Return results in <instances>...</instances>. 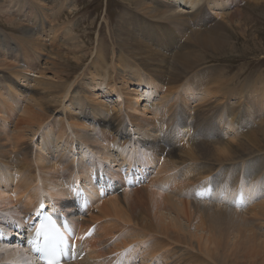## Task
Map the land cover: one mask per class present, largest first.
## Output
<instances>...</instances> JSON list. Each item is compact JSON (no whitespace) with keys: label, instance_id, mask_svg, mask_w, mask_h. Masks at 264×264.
Returning <instances> with one entry per match:
<instances>
[{"label":"rangeland","instance_id":"374dc122","mask_svg":"<svg viewBox=\"0 0 264 264\" xmlns=\"http://www.w3.org/2000/svg\"><path fill=\"white\" fill-rule=\"evenodd\" d=\"M20 1L19 3V0H0V112L9 116L3 119L0 117V234H3L0 244L8 243L9 238H4V235L8 234L12 239L20 237L19 229H26L29 225H23L24 222H21V225L14 223V221L19 223L20 220L23 221L30 215L26 214L28 212L21 205L31 190L30 188L25 193V186L35 181L39 191L42 192L44 189L48 192L46 188L49 187L44 183L42 176L32 178L33 175H29L27 179V174L22 173L24 166H33V168L35 166L40 171L44 165L48 170L55 164V170L49 171L55 173L54 177H59L58 185L61 184L62 189H68L78 167L82 174H88L89 177V173L99 167L95 165L99 161L104 172H99L97 176L99 175L101 180L105 179L111 188H108V193H106L105 187L101 184L99 186L103 191L101 195L98 186L94 184L98 193L93 195V198L110 200L117 196L122 201L124 195L127 194L128 197L138 199V202L139 199L146 202L144 210L148 211L150 220L152 217L151 221L156 223L154 229L157 227L158 219H154L151 211L153 208L147 198L148 189L156 190L157 184L166 177L171 179L186 171L188 175L191 169L205 166L206 169L208 166L216 168V171L210 175L216 180L214 188H219L220 191L227 189L226 193L220 192L217 196L211 191L209 197L198 198L199 192L206 193L209 189L212 182L210 180V183L204 182L200 187L197 185L198 187L191 193V197L196 200L191 199L199 206L211 203L214 208L215 204H220L228 209V214L232 215L231 221H228L231 225L229 226L230 235H226V238L233 240L231 237L233 234V237L238 236L242 243L230 249L224 247L228 254H234L230 258V264H263L264 249L256 248L255 244H248L246 240L253 239L256 235L258 241L264 242V207L261 206V203H264V191H254L251 197L253 200L245 202L240 208L236 206L237 197L241 196L242 185L239 181L241 180L242 163L253 156H244L242 157L244 160L239 158L242 163L239 159H229L230 162L221 165L212 158L202 159L197 152L200 144L204 146L212 143L214 145L219 139L222 140L221 137H224L217 117L223 109H228L234 113L233 115L239 114L250 122L248 126L247 124L237 126L236 131H248L247 136L245 134L246 137L253 136L260 144L262 138L264 143L262 135L264 133V0H233V3H227L228 0H209L213 9H207L205 1L201 4L202 9H207L204 13L211 20L209 26L217 27L219 32L225 33L219 40V45L224 43L225 47L200 43L195 35L197 29L193 31L195 33L191 31L193 34L188 32L190 37L188 34L185 35L184 29L175 31L173 26L162 25L164 21L158 20L159 15L153 17L142 12V15L136 18L138 15L134 13L136 6L122 3L120 0ZM148 5L150 6L151 2H148ZM224 5H229V7L225 10ZM60 7L63 8L60 9ZM186 11L185 16L193 15L190 10ZM201 18L196 22L199 27L202 24ZM132 21L139 24L149 23L153 31L148 36L157 41L154 43L140 37L133 44L134 40L131 39L132 42L127 40L128 38L124 36L126 32L123 31L121 25L127 22V29L133 32L130 25ZM220 24L221 28L218 26ZM185 27V24H182L178 28ZM27 28L35 35H27ZM119 35H122L123 40ZM158 36L160 39H157ZM144 46L147 47L144 48ZM170 46L173 51L170 50ZM182 47H185L183 54H178ZM127 48L145 58L148 64L144 60H133ZM212 48L213 50L216 48L215 53L212 52ZM99 50H101V56L98 54ZM152 50L160 55L163 54L161 59L168 57L170 62L172 56L180 55L181 67L192 70L176 78L177 83L174 85L171 83L174 79L170 74L157 73L154 70L155 66L151 65L152 55L150 56ZM170 51H172L171 55ZM198 74H203L206 86L203 85V79L194 81ZM39 80L40 82L50 81L55 87L42 89ZM60 85L62 87H58ZM149 87L156 88L149 91ZM212 87L216 89L211 91L212 94L206 95ZM253 88L257 92L255 91L252 96H246V93L249 94ZM51 89L52 91H49ZM187 89H191L192 95L186 96ZM150 92L153 93L149 95V98L147 93ZM217 94L219 95L216 96ZM34 100L38 101L37 106L32 104ZM146 102L149 107H152L146 109ZM8 103L13 106L12 111H8ZM251 104L258 105V107L254 109V114L250 115L245 106L249 107ZM27 109L35 113L43 110L40 115L48 118L40 126L38 124L42 121L35 123L37 127L34 136L21 134V137H25L23 140L18 138L20 134L15 132L14 123ZM111 121L116 122L119 128L113 127ZM208 127L211 132H208ZM253 131L256 132L254 135L251 133ZM141 133L148 134L150 137H145ZM168 134L175 136L174 145L177 147L178 154H181L179 150H188L189 147L192 149L195 145V149L193 148L195 155L192 151L191 158H185L184 155H179L180 158H178L174 155L175 160L173 161L179 164L178 170L164 175L161 171H157L163 166V159L167 157V152H162L164 148L162 141L166 140L164 137H168ZM241 137L242 135L240 138L237 136L234 144L248 140L247 138L243 141L244 137ZM60 138H63L69 145L64 147L62 143L60 151L56 152L55 145L59 143ZM207 140L208 143L205 142ZM103 146L107 151L105 157L97 151ZM126 150L131 155L139 156V163L142 167H136L135 164L118 157V154ZM39 155L43 157L44 162L39 161ZM261 155L264 156V152L261 151ZM237 160L238 164L235 162ZM138 167L143 174L135 176L133 172H136ZM232 168H236L237 173L223 175ZM18 172L26 176L22 184L19 180H12L13 177L18 176L16 174ZM93 173L92 175H95L96 171ZM246 174L247 171L242 173V175ZM129 177L133 178L131 185L127 182ZM254 177L253 179L257 180L255 186H259L260 181L264 182L263 167ZM9 178L11 181L7 183ZM5 179L7 180L4 181ZM171 181V186H173V179ZM185 182L183 181L184 184ZM20 187L22 190L19 189ZM69 189L72 190V188ZM67 201L70 210L61 207L57 201L54 203V200H51L50 205L47 204V206L55 205L60 208L58 210L68 214L75 225L83 212L84 219L91 221L88 224L93 223L91 218H96L98 214L92 211L90 204L87 203L88 208L84 210L81 202L74 204L68 197ZM95 201L92 200V203ZM140 209L143 207L137 211ZM253 214L259 216L255 217ZM135 215L138 214L135 213ZM110 222H112L111 219H101L97 224H93L96 226L94 235H97V242L102 248L101 253L110 257L120 256V262L123 258L122 263L124 264L129 260L131 262L129 261L128 264H174L183 255V250L189 252V256L194 252L195 260L198 261L199 258V261L202 260L206 262L205 264L226 262L222 255L211 259L203 254L202 256L197 254L198 251L195 248V250L192 249L197 248L196 241L191 240L187 232L180 233L177 239L178 245L167 243L169 248L164 252L159 250V245H157L155 249L158 252H150L149 250L152 249L150 247L154 243L162 242L156 240L155 237L161 240L168 239L156 231L158 236H150L141 241L138 237H131L129 233H125L126 229L118 231V223L110 224ZM131 227L132 225L129 228ZM127 231L131 232L133 229ZM194 232L193 229L191 233ZM134 234L138 233L134 232ZM169 234L172 239L176 237L172 233ZM22 240L25 241V238ZM145 243H148L147 250H144ZM173 247L177 249L169 251ZM82 250L83 247H80L78 255ZM221 252L225 253L224 250ZM174 254L179 255H176L175 260L172 259ZM163 258L168 259H165L167 262L164 263ZM11 264L28 263L21 261Z\"/></svg>","mask_w":264,"mask_h":264},{"label":"bare ground","instance_id":"6f19581e","mask_svg":"<svg viewBox=\"0 0 264 264\" xmlns=\"http://www.w3.org/2000/svg\"><path fill=\"white\" fill-rule=\"evenodd\" d=\"M120 1L122 3H127L130 5L136 6L135 11H134V13L138 14L136 18L140 17V15H142L141 14L142 12L147 13L153 17H156L159 15L160 19H158V20L164 21L162 25L173 26L175 31L184 29L183 32L185 33V35H187V34L189 35V33H188L189 31L193 32L194 29H197L195 35L197 38H199L200 43H205V45L211 44L214 47H221V46L225 47V46H223L224 45L223 42H222L223 45L222 44H221V46L219 45L220 44L219 40L221 38V35L224 36L225 33L222 34V32H223L222 30H221L222 32H219L220 30H218L219 28L217 29V27H215V28L210 27L209 21H211V20H210V18H207L205 16L206 14L204 13V11L207 12V9H213V5L210 3L209 0H120ZM204 1L206 2L207 9H205V8L202 9V7H201L202 6L201 4L204 3ZM20 2L21 1L19 0V3ZM148 2H151L150 6L148 5ZM229 2L233 3V0H228L227 3H229ZM228 7H229V5L223 6L224 9L228 8ZM62 8L63 7H60V9H62ZM224 9H220V10L222 11ZM186 10H190L193 15H190V16L186 15L185 16L184 14L187 12ZM200 17H202L201 18L202 24L200 23L201 26L199 27L196 25L197 24L196 22L200 21ZM193 22H194V25H192ZM182 24H185L186 29L185 28H178V27L182 26ZM127 25H128L127 22H124L121 25L123 31L126 32V34L124 36H126L128 38L127 40H130V41H131V39L134 40L133 44H135V41L139 40L140 37H143L141 39H149L154 43L157 41L156 39H151L149 37L153 31V28L149 23L139 24L136 21H132L130 25H131V28H133L134 33L131 30L127 29ZM218 26L220 27L221 24ZM186 30H187V32H186ZM135 32H137V34ZM193 33H195V32H193ZM26 34L29 36L35 35L34 32L32 30H30L29 28H27ZM195 35H193V36H195ZM119 37L123 40L122 35H119ZM74 38H76V37H74ZM157 39H160L159 36L157 37ZM222 40H223V38H222ZM145 47H147V46H144V48ZM171 47L172 46H170V50H172ZM194 48H196V46H194ZM184 49H185V47L180 48V51L178 54H183L182 52L184 51ZM209 49H210V47H209ZM215 49L216 48H214V50H213V48H212V52L215 53L216 52ZM127 50L131 53L130 56L133 60H135V61L144 60L145 62L147 61L142 56H138L133 51L129 50V48H127ZM172 51H170V55L172 54ZM152 52H156V51L152 50L151 53ZM151 53H150V56L152 55L151 59L153 60L152 62L154 63V64L151 63V65L155 66L154 70L157 73L166 72V73L170 74V76H172L174 79L171 81V83H173V84L177 83L176 78H180V75L185 74L188 71L192 70V69H188L187 67H183V68L181 67L182 65L180 63V59H181L180 55L178 57H177V55H174V57L172 56L171 62H170V59L169 60L167 59L168 57L161 59L163 54L160 55L158 52L152 53V54ZM98 54H99V56H101V50L98 51ZM113 55H115V54L113 53ZM183 58H184V56H183ZM165 59H167V60H165ZM189 61H190V59H189ZM52 63H54V61ZM52 63L50 62V64H52ZM43 74H44V72H43ZM43 74H41V75H43ZM202 75L203 74H198L197 79H194V81L196 82V81H199L200 79H203V85L206 86L205 82H204L205 78H203ZM40 80H39V83H41V85H42L41 88L43 87L42 89H44V87H45L47 90V88H54L55 87L54 83L52 84V83H50V81L49 82L48 81L47 82L46 81L40 82ZM55 85H56V83H55ZM62 85H60L58 87H62ZM147 85H148V82H147ZM148 86H150V85H148ZM223 87H224V85H223ZM68 88L69 87H67V89ZM154 88H156V87H154ZM154 88L149 87V91L153 90ZM207 89L209 90V88H207ZM213 89H216V88L212 87V89L210 91L206 92V95L212 94L211 91H214ZM253 89L249 91V94L246 93V96H248V95L252 96L256 91L255 88H253ZM263 89H264V87H263ZM49 91H52V89ZM43 93H44V90H43ZM152 93L153 92H150L149 94L147 93V96L150 98ZM216 93H218V92H216ZM213 94H214V92H213ZM242 94H244V92H242ZM190 95H192V91H191V89H187L186 90V96H190ZM218 95L219 94H217L216 96H218ZM250 96H249V98H250ZM162 98H163V96H162ZM183 99L186 100L185 98H183ZM36 102H38V101L34 100L32 102V104H36ZM32 104H31V107H32ZM145 104H147V105H145L146 109H149L150 107H152V106L149 107L147 102ZM7 105L9 108L8 111H12L13 106L9 103ZM37 105L38 104H36V106ZM155 106H156V104H155ZM257 107H258V105L253 106L251 104V105H249V107L245 106V109L251 115L252 113L254 114V109L255 108L257 109ZM32 108H31V110H32ZM41 112H43V110H41ZM41 112H38V113L37 112L35 113L32 111L30 112L28 109L24 110L22 112L21 117L14 123L15 132L20 134V137H18L19 139H23V140L25 139V137H21V134H25L24 136H26V134H30L31 136H34L36 134V127H37L35 125V123L38 121H42L41 123L38 124V126H40V125H42V123L46 122V120H47L46 118H48V117H43V115H40ZM42 114H44V113H42ZM233 114L234 113H231L228 109L227 110L223 109V112H219V115H217L218 125L219 126L221 125L224 137H221L222 140L219 139L220 137H217L219 139V141L216 143L213 142L214 145H212V143H210L209 145H212L211 147H209V145H207V144L204 146L202 144H200V146L198 145L199 147L197 146L198 147L197 153L200 156H202V159L205 157L207 159L212 158L213 160H215L216 162H218L221 165H223L224 163L230 162L229 159L234 160V159L242 158L244 156H246V157L247 156L248 157L253 156L250 159L246 160L244 163H242L241 159H239L242 163V172H240L241 180L239 181L242 185L241 197L243 198L244 203H245L247 201L253 200V198H251V197H252V193L254 191H261V192L264 191V182H261L260 181L261 179H260L259 180L260 185L255 186V185H257V182H256L257 180L253 179V178H255L254 176H257L258 170H260L262 167L264 169V156L261 155V151L264 152V143L262 142V138L260 139V142H261V144H260L259 142H257V140L255 138H253V136H249L250 134H248L249 137H246L247 136L246 132H248V131H246V132L239 131V130L236 131L235 129L238 128L237 126H239L241 124L243 126H244V124L245 125L247 124L246 126H248V125H250V122H247L246 121L247 118H244V117L240 116L239 114H236V113H235V115H233ZM158 115H160V114H158ZM0 117H1V119L6 118V117L9 118L8 114L6 116V114H4L2 112H0ZM115 118H118V116H115ZM110 123L113 127H116L117 129L119 128L117 126L116 122L111 121ZM209 129H210V127H208V129H207L208 132H211V130H209ZM263 131H264V128H263ZM258 132H260V130ZM251 133L254 135L256 132L254 133V131H253ZM141 134L145 137H150L148 134H144V133H141ZM245 134H246V136H245ZM240 135H242L241 138H243L244 136L246 137V138L244 137L243 141H245V139H247V138H248V140L245 142H241L237 145L234 144V140L236 139L237 136L240 138ZM257 135H259V134H257ZM262 135L264 138V133ZM164 138L166 140L162 141V143L164 145L162 152H167V157L163 159L164 164L162 167L158 168L157 172L161 171L162 174L165 175V174L169 173L170 171L175 172L178 170L177 167L179 164H177L176 162L173 161V160H175L174 157L178 156V158H180L179 155H181V156L184 155L185 158H191L192 155L190 153L193 152V154H194L193 148L195 147V145L192 146L193 147L192 149H190V147H189L190 151H189V149L188 150L184 149L185 151L179 150L181 152V154H178L177 153L178 151H176L177 147L174 145V142L176 141L175 136L172 137V134H168V137H164ZM224 138H225V140H224ZM58 141H59V143L55 145L56 152L60 151L62 143H64V147H67L69 145V143L66 142L63 138H60ZM205 142L208 143V140ZM234 145L236 147H234ZM205 146H207V147L205 148ZM100 148L101 149L97 150L98 153H100V155L102 157H105L106 153H107L106 148L104 146L100 147ZM19 149H21V148H19ZM40 149H41L40 151L43 152V149L42 148H40ZM173 151H175L174 154H173ZM256 152H258V153H256ZM257 154H259V155H257ZM254 155H257V157H254ZM118 157L125 160L126 162L129 161L130 163L135 164L136 167L137 166L142 167V164L139 163V160H140L139 156L137 154L131 155L128 150L124 151L123 153L118 154ZM196 157H197V155H196ZM38 159L40 162L45 161L41 155L38 156ZM242 160H244V159L242 158ZM191 161H193V160H191ZM181 162H182V160H181ZM235 162L239 163L238 160ZM38 165L41 166V164H38ZM95 165L96 166L98 165L99 167L97 169H100V170L97 171V169L95 168L93 171H91L89 173V177H88V174H86V175L82 174L79 167L77 168L78 170L75 174V177H72L73 182L70 183V185H74L75 183L77 184L76 187L79 190H77L75 192V195H74V193L71 192L72 190L69 189V188H72V186H70L68 189L67 188L62 189L61 184L58 185L59 177H54L53 174H55V173L52 171H49V170H55V168H56L55 164H53L48 170L44 165L43 167L40 168V171L35 166H34V168H33V166H24L23 167L24 170L22 173L27 174V179L29 178V175H33L32 178H35L37 176H42L44 179V183L46 184L47 187L50 188V189L46 188L48 190V192H45L44 189L41 192L37 189V182H35V181L33 183H28L25 186V193L27 191H29L31 188V190L29 191L30 194H28V197L25 199V201H23L21 203V205L25 209V211L28 212L26 214L28 215L29 213H32L36 209H38L39 202L43 201V200L45 201L46 206H47V204L50 205L51 200H54V203H56V201H57L61 207L66 208V210H70V206H69V203L67 201V197L74 204L79 203L84 199L86 203L91 205V207L93 208L92 211H96V213L98 214L96 218H91L93 223L88 224L91 221H90V219L89 220L84 219V212L81 213L79 218H78V222H77L78 225H77V223L75 225L72 222V219L68 214L63 213V215H65L68 218V220L74 224V227L76 228L77 233L79 234L78 235L79 239L82 238L83 234L87 231V229L90 226H92L95 223L97 224L98 220L100 221L101 219H105V220L111 219L112 222H110V224L118 223V226H117V228H119L118 231H121V229H126V230H124L125 233L126 232L129 233L131 235V237L132 236L138 237L139 240H141V241L146 240L150 236H152V237L158 236L156 231H159L160 232L159 234L163 235L166 239H168V240L170 239L169 240L170 242H169L168 240H161L158 237H155L156 240L158 239L159 242L160 241H162V242L154 243V245H152V247H150V248H152L149 250L150 252H158L155 249V247H157V245H159V250H161L163 252L165 251V249L169 248V246L166 245L167 243L168 244L170 243L171 245L172 244L178 245L179 242L177 241V239H179L180 233L187 232L190 235V239L193 241H196L195 245L197 246V248L193 247L192 249L193 250L196 249L198 251L197 254H199V255L203 254L204 256L209 257L211 259L214 258V256L222 255L224 257V259L226 260V262L224 264H228V263L230 264V262H231L230 258H231V256H234V254L233 253L228 254V251H226L224 247H226V249H230V248H234L238 244L242 243V241L240 239H238V236L233 237V234L231 235L233 240L232 239L227 240V238H226V235H230L229 234V232H230L229 226H231V225L228 224V223H230L228 221H231L232 215L228 214V212H227L228 209L226 207L221 206L220 204H215L216 206L214 208H212L213 205L211 203H205L204 205L202 204L203 206H199V205H197V203H195L193 201L196 199L191 197V193L193 192L194 189H196V187H198V186L200 187L204 182L210 183V180L212 182H211L209 189H211L213 193H215L217 196L220 195V192L226 193L227 189L223 188L224 190L220 191L219 188H214V183H216V180L211 178L210 175H211V173L213 174L216 171V168L213 169V168H209L208 166L206 169H205L206 166L205 167H197V168L189 170L188 175L186 174V172H187L186 171L181 175L174 176V178H171V179H173V183H174L173 186H171V184H172L171 179L169 177H166L161 183L157 184L158 188L156 190H149L148 189L147 198L149 200V204H150L151 208H153L151 211L153 213L154 219H156V220L158 219L157 227L154 229L153 227L155 226L156 223L154 224L153 221H151L152 217L150 220V216L147 213L148 211L146 212V210H144L146 202H143L140 199L138 202V199L136 200V199H133V197H128L127 194L124 195V197H123L124 200H122V201L120 200L121 198L117 197V196L115 198L113 197L110 200H104V199L100 200L99 198H97V199L93 198V195L98 193L97 187L94 184H96L97 186H100L101 184H103V186L105 187L106 193H108V188H111L105 179L101 180L98 177L99 175L97 176V174L99 172H102V173L104 172L102 164L99 161H97ZM96 166L92 165V167H96ZM139 167H138V170L136 172H133L135 176H138L139 174L140 175L143 174L142 170L139 169ZM188 168H189V166H188ZM237 169H238V167H237ZM94 171H96V174L92 175V174H94L93 173ZM237 171L238 170H236V168H232L231 171L228 170L223 175H225V176L226 175L228 176L229 174L232 175V174L237 173ZM244 171H247L246 175H242V173ZM20 173L19 172L16 173L18 176L16 178L13 177L12 180H19V183L22 184L25 181L26 176L20 175ZM158 177H160V174H158ZM162 178H164V177H162ZM6 180L7 179H5L4 181H6ZM10 181H11V179L9 178L7 183ZM111 181H112V179H111ZM183 181H186L185 184L183 183ZM249 181H251V183ZM207 185H209V184H207ZM172 187H174L173 190H172ZM212 187H213V189H212ZM26 188H28V190H26ZM19 189L22 190V187H20ZM208 190H206V193L208 192ZM117 194H120V192L119 193L117 192ZM123 194H124V192H123ZM92 200H94V201L96 200V201L94 203H92ZM53 206L56 207L55 205H53ZM261 206L264 207V203H261ZM47 207H50V206H47ZM140 207H143V209H140L139 211H137ZM56 209L58 210L60 208L57 207ZM149 209H150V207H149ZM135 213L138 215H135ZM239 216H241V215H239ZM253 216L257 217L259 215L253 214ZM193 219H194V221H193ZM242 220L244 221L245 219L243 218ZM30 221L31 220H29V223H30ZM21 222H22V220H20L19 223H16L14 221V223L16 225H18V224L21 225L22 224ZM245 223H246V221H245ZM131 225H132V227L129 228ZM114 226H116V225H114ZM232 226H233V224H232ZM29 227L30 226H28L27 228H29ZM129 229H133V231L128 232L127 230H129ZM193 229L195 232L191 233ZM245 229H247V228H245ZM173 230H174V232H173ZM134 232L138 233V234H134ZM224 232H226V234H224ZM23 233L24 232L21 231L20 232L21 236L13 238V239L10 238L11 236L7 234L6 237L9 238V242L7 244H0V264H2V263H4V264L20 263L21 261L26 262L28 264H40L38 262L37 258L34 255H32L30 253L29 249L27 248L26 243H25L26 239H25V241L22 240V238L24 236ZM169 233H172V235H175L176 239L175 238L172 239ZM117 234H118V232H117ZM176 234H178V235H176ZM255 236L253 238L254 240L251 238L247 239L246 240L247 243L251 244V245L255 244L256 248L258 247V248L264 249V242L258 241L257 240L258 238ZM181 239H182V237H181ZM225 240H226V242H225ZM135 241H137V240H135ZM77 244L79 245V249H80V247H83L81 254L77 255L74 261L65 262L64 264H106V263L124 264V263H122V262H124L123 258H122V262H120V256L116 255L114 257H110V256H107V254L100 252L102 248L99 245V243L97 242V235H93L91 238L85 240L81 246L79 244V241H77ZM120 245H118V246H120ZM146 246H148V243H145L144 250H147V248H149V247L146 248ZM175 249H177V247L176 248L173 247L169 251H173ZM222 250H224L225 253H222L221 252ZM190 252H192V251H190ZM182 253H183V255H181V257H179V260H177L176 262L173 261L174 264L175 263H177V264H200L202 262V260L199 261V258H198V261L195 260L196 255L194 254V252H192V254H190L191 256H189L188 255L189 252L187 253V252H185V250H183ZM176 255H178V254H174L172 259L175 260V258L177 257ZM153 256H154V254H153ZM191 257H193V258L191 259ZM165 259L166 258L162 259L164 263L167 262V261H165ZM166 260H168V259H166ZM129 261H127L126 264H128ZM203 261H205V260H203ZM203 263L204 262H202L201 264H203Z\"/></svg>","mask_w":264,"mask_h":264},{"label":"snow or ice","instance_id":"6c2138e0","mask_svg":"<svg viewBox=\"0 0 264 264\" xmlns=\"http://www.w3.org/2000/svg\"><path fill=\"white\" fill-rule=\"evenodd\" d=\"M36 238H43V246L36 250L41 254V258L46 260V264H61L60 256L63 252L61 245L65 244L64 237H58V234L49 232L42 225L36 229Z\"/></svg>","mask_w":264,"mask_h":264}]
</instances>
